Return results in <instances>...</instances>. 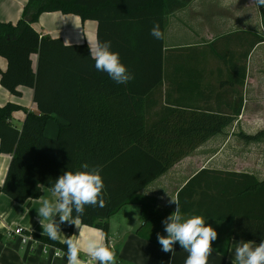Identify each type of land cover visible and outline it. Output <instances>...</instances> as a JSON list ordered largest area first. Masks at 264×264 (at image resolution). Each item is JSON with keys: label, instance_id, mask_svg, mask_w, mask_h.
I'll return each instance as SVG.
<instances>
[{"label": "trees", "instance_id": "obj_1", "mask_svg": "<svg viewBox=\"0 0 264 264\" xmlns=\"http://www.w3.org/2000/svg\"><path fill=\"white\" fill-rule=\"evenodd\" d=\"M119 1L28 0L18 21L0 20V56L7 59L0 82L16 95L22 86L32 88L36 106V111L13 101L0 106V152L11 155L0 193L29 204L65 171L82 170L83 163L100 166L106 206H86L78 220L104 233L109 218L138 191L235 119L206 112L187 116L174 109L147 116L145 97L161 80L163 47V39H155L148 28L156 22L163 33L165 10L155 11L156 0ZM46 12L96 20L97 39L111 41V50L135 78L114 88L115 81L95 69L86 42L67 44L34 26ZM261 39L256 36L253 45ZM140 79L145 85L136 88ZM114 93L117 99H107ZM20 109L26 112L21 127L12 122ZM53 116L67 121L56 137L45 133ZM178 199L182 213L230 223L237 239L264 240V180L252 174L202 169L179 190ZM67 229L70 234L73 223ZM33 234L67 252L60 239Z\"/></svg>", "mask_w": 264, "mask_h": 264}, {"label": "crops", "instance_id": "obj_2", "mask_svg": "<svg viewBox=\"0 0 264 264\" xmlns=\"http://www.w3.org/2000/svg\"><path fill=\"white\" fill-rule=\"evenodd\" d=\"M27 1L0 0V20L18 21ZM119 2L132 4L136 0ZM177 3L178 0L154 1L156 12L162 7L165 10L161 80L145 97L146 114L154 119L174 109L187 116L206 112L235 119L138 191L132 202L109 218L107 233L77 220L69 234L70 222L61 223L59 239L79 238L81 260L88 256L84 251L86 238L94 236L106 244L111 240L110 247L122 264H184L188 253L179 243L174 245L173 256L163 252L157 240V234L167 235L162 221L176 208L169 203L170 197H178L179 190L206 168L245 172L264 180V40L253 45L256 36L264 38L263 7L253 0H188L176 7ZM46 15H54L60 22L50 27L42 20L43 34L60 36L67 44L89 45V41L97 40L96 20L61 12H46L39 19ZM6 68L7 59L0 56V77ZM142 81L138 80L134 86L142 88L145 85ZM117 85L113 82L114 88ZM20 90L21 95L13 94L0 82V106L13 101L36 111L33 89L22 86ZM107 99L117 97L114 93ZM72 113L79 115L82 110ZM25 116V110L20 109L14 112L12 122L21 127ZM66 122L53 116L45 126V133L58 136ZM10 159L11 155L0 152V185L4 183ZM43 199L54 201L56 197L51 189L43 187L39 198L19 204L0 193V264H68L66 251L61 249L60 256L43 254L40 248L31 251L8 232L10 227L22 226L31 233L47 234L37 213ZM205 218L206 226L211 225L218 233L208 264H232L235 243L242 239L233 236L232 224ZM54 220L59 222V215ZM48 222L43 221L45 225ZM226 247L224 254L221 250Z\"/></svg>", "mask_w": 264, "mask_h": 264}, {"label": "clouds", "instance_id": "obj_3", "mask_svg": "<svg viewBox=\"0 0 264 264\" xmlns=\"http://www.w3.org/2000/svg\"><path fill=\"white\" fill-rule=\"evenodd\" d=\"M253 2L258 7H264V0ZM150 35L158 40L163 39L164 34L158 23L154 22ZM89 48L97 71L107 73L117 84H127L135 78L121 62L119 53L111 50V41L101 42L98 39L94 42L89 41ZM81 169L75 172L67 170L60 175L51 188L56 199L54 201L43 199L38 209L42 228L51 240L59 239L61 223L70 222L77 225V220L83 216L86 206L100 208L106 206L101 167H90L88 163H83ZM169 203H174L176 208L162 221L167 235L157 234L161 250L174 256V245L179 243L188 253L184 264H208V258L214 250L212 242L218 237L217 231L211 225L206 226V218L203 216L185 217L181 213L178 197H170ZM56 215H59V222L54 220ZM44 220L49 222L45 225ZM63 242L67 246L68 264H83L80 259V239L72 236ZM84 251L91 260L98 261L99 264H117V252L103 242L102 238L87 237ZM234 253L232 264H264V240L259 244L255 241L241 240L235 243Z\"/></svg>", "mask_w": 264, "mask_h": 264}, {"label": "built area", "instance_id": "obj_4", "mask_svg": "<svg viewBox=\"0 0 264 264\" xmlns=\"http://www.w3.org/2000/svg\"><path fill=\"white\" fill-rule=\"evenodd\" d=\"M8 232L18 237L21 244L28 246L31 251H35L38 248H40L41 252L46 255L52 253L55 256H60L62 254V250L60 248L52 244L41 241L40 239L36 238V236H34L33 233L28 232L22 226H16L13 228L10 227L8 228ZM111 244H112L111 240L107 241V245L109 247L111 246ZM82 261L83 264H99L98 261L91 260L89 256L84 257ZM117 264H122V263L120 260L117 259Z\"/></svg>", "mask_w": 264, "mask_h": 264}, {"label": "rangeland", "instance_id": "obj_5", "mask_svg": "<svg viewBox=\"0 0 264 264\" xmlns=\"http://www.w3.org/2000/svg\"><path fill=\"white\" fill-rule=\"evenodd\" d=\"M50 15V14H49ZM49 15H46V18H44V19H39L37 22H35L34 23V26L36 27V28H39V31H42V30H45V28H43L44 26H42L43 25V23H42V20H45L48 24V26H50V27H53V26H55L56 24L55 23H58V22H60V20H58V19H54L52 16H54V15H52V16H50V17H48ZM41 20V21H40ZM45 21H43V22H45ZM62 21V20H61ZM47 26V27H48ZM16 123V122H15Z\"/></svg>", "mask_w": 264, "mask_h": 264}]
</instances>
